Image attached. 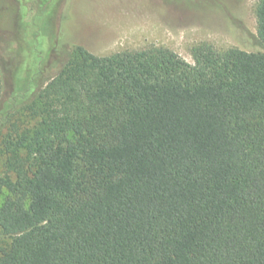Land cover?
<instances>
[{
  "label": "trees",
  "instance_id": "trees-1",
  "mask_svg": "<svg viewBox=\"0 0 264 264\" xmlns=\"http://www.w3.org/2000/svg\"><path fill=\"white\" fill-rule=\"evenodd\" d=\"M192 57L78 47L33 127L0 116V264H264V54Z\"/></svg>",
  "mask_w": 264,
  "mask_h": 264
},
{
  "label": "rangeland",
  "instance_id": "rangeland-1",
  "mask_svg": "<svg viewBox=\"0 0 264 264\" xmlns=\"http://www.w3.org/2000/svg\"><path fill=\"white\" fill-rule=\"evenodd\" d=\"M259 1L0 0L2 135L38 122L40 93L78 47L98 57L163 48L188 64L201 45L221 53L264 54L257 32ZM9 244L0 230V248Z\"/></svg>",
  "mask_w": 264,
  "mask_h": 264
}]
</instances>
